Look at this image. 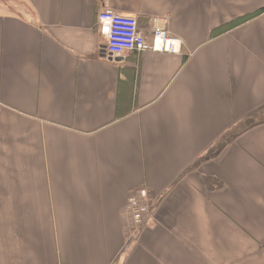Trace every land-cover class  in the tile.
Segmentation results:
<instances>
[{
	"label": "crops",
	"instance_id": "1",
	"mask_svg": "<svg viewBox=\"0 0 264 264\" xmlns=\"http://www.w3.org/2000/svg\"><path fill=\"white\" fill-rule=\"evenodd\" d=\"M263 8L0 0V264H264V11L211 36ZM107 10L180 52L111 57Z\"/></svg>",
	"mask_w": 264,
	"mask_h": 264
},
{
	"label": "built area",
	"instance_id": "2",
	"mask_svg": "<svg viewBox=\"0 0 264 264\" xmlns=\"http://www.w3.org/2000/svg\"><path fill=\"white\" fill-rule=\"evenodd\" d=\"M151 41L147 42L135 18L123 16L113 11L97 14L100 34L106 40V51L111 57L129 53L145 52L177 54L181 50V40L171 37L166 31V17H152L149 20ZM149 198L145 189H139L129 196L126 211L130 216L132 231L136 232L149 214Z\"/></svg>",
	"mask_w": 264,
	"mask_h": 264
},
{
	"label": "trees",
	"instance_id": "3",
	"mask_svg": "<svg viewBox=\"0 0 264 264\" xmlns=\"http://www.w3.org/2000/svg\"><path fill=\"white\" fill-rule=\"evenodd\" d=\"M263 11H264V8L252 13L251 15H248V16H245V17L239 19V20H236V21H234V22H232L230 24L223 25L220 28H217V29L213 30L212 33H211V36H216L218 34L224 33V32L232 29L233 27H235L237 25H240V24H242V23H244L246 21H249L251 19H254L255 17H257Z\"/></svg>",
	"mask_w": 264,
	"mask_h": 264
}]
</instances>
